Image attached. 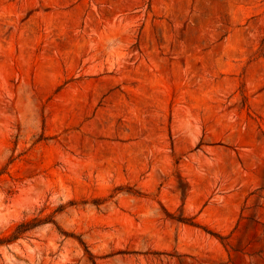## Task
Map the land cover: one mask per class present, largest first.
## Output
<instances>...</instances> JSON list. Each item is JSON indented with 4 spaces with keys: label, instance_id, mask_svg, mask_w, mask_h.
<instances>
[{
    "label": "rangeland",
    "instance_id": "1",
    "mask_svg": "<svg viewBox=\"0 0 264 264\" xmlns=\"http://www.w3.org/2000/svg\"><path fill=\"white\" fill-rule=\"evenodd\" d=\"M49 216L0 264H264V0H0V237Z\"/></svg>",
    "mask_w": 264,
    "mask_h": 264
},
{
    "label": "trees",
    "instance_id": "2",
    "mask_svg": "<svg viewBox=\"0 0 264 264\" xmlns=\"http://www.w3.org/2000/svg\"><path fill=\"white\" fill-rule=\"evenodd\" d=\"M62 210H63V207L60 206L58 209H56L54 213H60ZM176 220L184 224L190 225V226H197V224L194 221H192V219H176ZM49 223L54 226H57L50 216L47 218H33L30 220H23L15 225L14 230L9 236L0 237V246L13 243L16 240L23 237L24 235H26L27 233H30L34 229L40 226H43L45 224H49ZM60 233L66 237L68 236L66 233H63L62 231H60ZM79 242L83 246L85 253L90 255L84 243H82V241L80 240ZM92 264H95V263L93 262Z\"/></svg>",
    "mask_w": 264,
    "mask_h": 264
}]
</instances>
